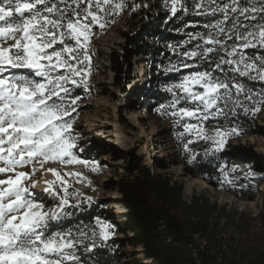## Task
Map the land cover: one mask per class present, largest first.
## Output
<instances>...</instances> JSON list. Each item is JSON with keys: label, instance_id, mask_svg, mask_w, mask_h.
<instances>
[{"label": "snow or ice", "instance_id": "snow-or-ice-1", "mask_svg": "<svg viewBox=\"0 0 264 264\" xmlns=\"http://www.w3.org/2000/svg\"><path fill=\"white\" fill-rule=\"evenodd\" d=\"M163 3L172 17L192 12L208 19L203 31L187 32L183 44L171 46L178 60L164 71L193 70L165 86L170 99L157 112L183 129L178 138L193 137L184 143L186 151L199 140L210 145L206 151H220L240 130L217 127L208 134L204 122L227 119L237 109L259 112L256 105H264V92H254L240 79L264 82V54L248 51L264 49V0ZM124 8L125 0H0V264H85L78 253L86 258L113 235V226L99 219L76 231L50 230L53 222L71 215L69 208L84 202L79 190L69 191V179L82 174L62 176L44 165L88 166L74 151L78 144L71 117L81 97L72 92L87 89L94 27L103 29L107 17ZM8 39L14 43L5 47ZM29 165L30 172L18 170ZM38 170L55 177L44 181V190L59 197L53 207L34 199L38 181L32 177Z\"/></svg>", "mask_w": 264, "mask_h": 264}, {"label": "trees", "instance_id": "trees-1", "mask_svg": "<svg viewBox=\"0 0 264 264\" xmlns=\"http://www.w3.org/2000/svg\"><path fill=\"white\" fill-rule=\"evenodd\" d=\"M124 14L134 25H131V29L135 30L121 33L123 41L118 51L100 52L98 57L107 59L109 70L113 73V87L123 91L131 77L133 60L151 59L152 87L147 96L139 98L142 102L146 99L157 111L161 103H167L170 99V95L164 91L165 86L193 70L164 71L165 67L178 60L171 46L183 44L187 32L203 31L202 25L208 18L192 12H179L172 17L163 0H125L123 11L107 17L108 23ZM248 51L249 54L253 51L256 55L264 54V49ZM156 65L158 71L155 70ZM240 79L254 92H264V82ZM252 106L249 102L250 109ZM256 106L261 109L263 105ZM258 113L237 109L235 115H229L227 119L217 117L204 124L220 128L235 127L241 133L234 135L235 138L247 137L252 135ZM163 117L168 121L173 119L167 115ZM183 138L176 143V155H181L182 163L192 177L220 187L234 197L241 192H249L256 180L255 170L242 168L239 172H229L231 160L223 150L206 151L210 145L200 141L191 144L189 147L192 151L189 152L184 149ZM193 155L195 159H192ZM122 157L123 174L115 183L120 195L119 203L126 210L122 215L125 220L122 228L97 210L86 211L82 208L69 211L71 215L52 224L50 229L76 231L84 225L95 226L97 219L114 225L111 229L113 235L104 242V246L87 254L86 258L83 252L78 253L85 259V264H125L127 255L120 234H131L127 243L141 248L140 254H133V264H264V195L261 209L251 219L242 211L227 210L225 205L212 202L202 194L193 196L186 203L183 201L182 183L172 182L167 175L151 172L143 166L134 151L125 152ZM225 172L228 173L227 177ZM232 230L235 236L223 238L225 233Z\"/></svg>", "mask_w": 264, "mask_h": 264}, {"label": "rangeland", "instance_id": "rangeland-1", "mask_svg": "<svg viewBox=\"0 0 264 264\" xmlns=\"http://www.w3.org/2000/svg\"><path fill=\"white\" fill-rule=\"evenodd\" d=\"M150 1L155 2V0ZM146 7L149 6L146 4ZM131 25L124 14L116 21L108 23L103 29L99 27L93 29L89 49L91 64L88 69L90 75L87 78V89L84 86L73 88L72 95L81 97L71 117L74 120V135L78 144L74 151L79 159L89 162L88 166L64 165L60 162H48L44 165V169L55 168L62 176L65 172L82 174L79 178L64 177L69 179L71 184L69 191L79 190L84 201L80 207L69 208L68 211L82 208L86 211L95 209L107 220L122 228L125 222L122 215L126 210L119 203L120 195L115 183L123 174L122 154L134 151L142 160L143 166L151 172L167 175L172 182L182 183L183 201L186 203H189L193 196L202 194L209 197L212 202L225 205L227 210L242 211L249 215L250 219L256 216L261 209V198L264 195V105L255 117L252 135L241 138L231 136L222 149L231 160L229 172H232V169H236L235 172L243 169L256 171V180L250 186L249 192H241L234 197L220 187L192 177L183 165L181 155H176V143L181 139L177 134L183 129L174 123V119L166 120L147 103L146 99L142 102L139 98L147 96L151 90L149 88L152 87L151 59L133 60L131 77L123 91L113 87V73L109 70L107 59L98 57L100 52L118 51V46L123 41L121 33L135 30V28L131 29ZM136 27L138 28V25ZM13 43L14 40L8 39L4 42V46L8 47ZM155 70H159L157 65ZM204 126L208 134H212L217 128L211 124ZM192 138L185 134L183 139L186 142L187 139ZM200 141L203 140L197 142ZM94 164L99 165L96 171L92 170ZM32 167L29 165L18 170L30 172ZM36 167L39 169V165ZM0 178L4 177L0 175ZM32 179L38 181L36 187L32 189L36 201L44 203L47 207H53L59 202V197L44 190L45 180H55L50 172L38 170ZM26 183L30 184L31 181ZM87 197L92 198L91 202L87 201ZM56 223L58 222H53ZM233 236L235 233L232 230L225 233L223 238ZM130 237L131 234L119 235L127 255L125 264H133V254L141 252V248L132 247L127 243V238Z\"/></svg>", "mask_w": 264, "mask_h": 264}, {"label": "bare ground", "instance_id": "bare-ground-1", "mask_svg": "<svg viewBox=\"0 0 264 264\" xmlns=\"http://www.w3.org/2000/svg\"><path fill=\"white\" fill-rule=\"evenodd\" d=\"M101 135H103V134H100V136H101ZM111 138L113 139V136H112ZM48 179H51V178H48ZM46 208H48V207L46 206Z\"/></svg>", "mask_w": 264, "mask_h": 264}]
</instances>
